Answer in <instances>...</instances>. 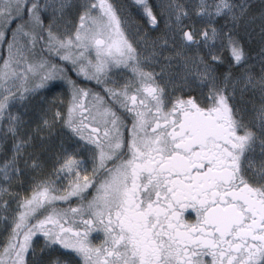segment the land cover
<instances>
[{
	"label": "snow or ice",
	"instance_id": "obj_1",
	"mask_svg": "<svg viewBox=\"0 0 264 264\" xmlns=\"http://www.w3.org/2000/svg\"><path fill=\"white\" fill-rule=\"evenodd\" d=\"M0 264H264V0H0Z\"/></svg>",
	"mask_w": 264,
	"mask_h": 264
},
{
	"label": "rangeland",
	"instance_id": "obj_2",
	"mask_svg": "<svg viewBox=\"0 0 264 264\" xmlns=\"http://www.w3.org/2000/svg\"><path fill=\"white\" fill-rule=\"evenodd\" d=\"M255 3H259V0H254ZM258 40H259V37L257 36L256 37V40L253 42V41H250V44H251V49H252V55L254 57L258 56L259 52H260V45L258 43Z\"/></svg>",
	"mask_w": 264,
	"mask_h": 264
}]
</instances>
